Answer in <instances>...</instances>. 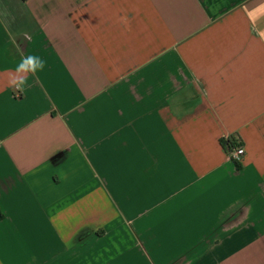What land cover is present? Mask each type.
Segmentation results:
<instances>
[{
  "label": "crops",
  "instance_id": "crops-1",
  "mask_svg": "<svg viewBox=\"0 0 264 264\" xmlns=\"http://www.w3.org/2000/svg\"><path fill=\"white\" fill-rule=\"evenodd\" d=\"M0 264H264V0H0Z\"/></svg>",
  "mask_w": 264,
  "mask_h": 264
},
{
  "label": "clouds",
  "instance_id": "clouds-1",
  "mask_svg": "<svg viewBox=\"0 0 264 264\" xmlns=\"http://www.w3.org/2000/svg\"><path fill=\"white\" fill-rule=\"evenodd\" d=\"M127 22V17L122 18ZM46 66V61L38 55L21 56L20 61L15 67L16 75L9 76L8 85L21 92L26 91L30 87L27 77L28 74L36 75L37 72L43 71Z\"/></svg>",
  "mask_w": 264,
  "mask_h": 264
},
{
  "label": "trees",
  "instance_id": "trees-1",
  "mask_svg": "<svg viewBox=\"0 0 264 264\" xmlns=\"http://www.w3.org/2000/svg\"><path fill=\"white\" fill-rule=\"evenodd\" d=\"M222 143H223V146L225 147V149L228 151L229 155H231V153L233 152V150L237 147L236 140L233 139V138L223 140ZM233 160L235 161V163L237 164V166H239L237 160L234 159V158H233Z\"/></svg>",
  "mask_w": 264,
  "mask_h": 264
},
{
  "label": "built area",
  "instance_id": "built-area-1",
  "mask_svg": "<svg viewBox=\"0 0 264 264\" xmlns=\"http://www.w3.org/2000/svg\"><path fill=\"white\" fill-rule=\"evenodd\" d=\"M244 154H245L244 148L241 146H237L231 153V157L236 160H240L244 156Z\"/></svg>",
  "mask_w": 264,
  "mask_h": 264
}]
</instances>
